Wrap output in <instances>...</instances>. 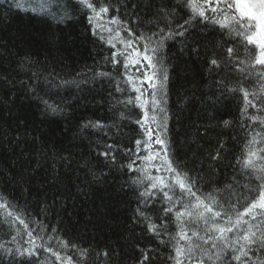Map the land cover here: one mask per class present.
Here are the masks:
<instances>
[{
    "label": "trees",
    "instance_id": "obj_1",
    "mask_svg": "<svg viewBox=\"0 0 264 264\" xmlns=\"http://www.w3.org/2000/svg\"><path fill=\"white\" fill-rule=\"evenodd\" d=\"M31 1L37 9L43 3ZM52 2L45 4L49 11ZM105 2L112 5L109 12L90 24L75 0L61 2L59 8H66L68 15L64 18L58 11V19L39 10V15L32 14L24 0H0V195L23 209L26 218L43 221L48 232L55 228L53 235L87 250L84 257L76 250L67 252L80 264H140L144 254L149 257L144 264H174L168 236L150 232L149 221L137 215L141 208L157 225L168 221L167 232L176 231L172 214L164 216L161 211L164 205L156 201L142 205L139 189L132 183L137 173L128 165L133 160L141 163L133 153L135 141L142 138L143 130L135 122L142 110L118 104L127 93L116 92L113 81L94 73L110 72L121 78V66L105 61L115 51L106 43V29L118 27L109 23L111 17L127 21L139 35L157 31L158 25L166 27L161 8L172 13L176 24L190 19V9L184 0ZM204 7L207 15H213ZM186 28L183 36L167 40L162 50L168 80L166 97H161L166 119L159 133L170 159L197 178L202 193L219 189L220 199L234 200L225 186L247 182L237 160L247 151L252 127L260 130L258 125L249 127L242 114L244 98L239 89L251 92L259 83L245 80L239 65L228 63L227 48L242 51L243 38L237 44L225 28L203 18L197 22L192 17ZM121 33L127 36L123 29ZM214 58L218 67L210 63ZM229 87L237 91H228ZM43 100L62 111L51 113ZM248 113L264 115L252 108ZM97 121L104 127H84ZM105 152L110 156L102 155ZM217 153L219 158L212 159ZM17 227L23 229L18 221ZM14 234L0 225V244L18 247L11 242ZM26 239L17 237L20 244ZM59 250L63 255L65 250ZM43 255L59 264L50 253ZM0 264L32 261L0 250Z\"/></svg>",
    "mask_w": 264,
    "mask_h": 264
},
{
    "label": "snow or ice",
    "instance_id": "obj_2",
    "mask_svg": "<svg viewBox=\"0 0 264 264\" xmlns=\"http://www.w3.org/2000/svg\"><path fill=\"white\" fill-rule=\"evenodd\" d=\"M46 3L47 0H43L38 9L32 10L42 11L54 19L60 18L58 11H63L64 18L67 17L66 8L58 7L59 0L51 11L45 8ZM75 4L85 12L90 24L94 20L99 21L112 7L105 0H75ZM204 5L213 15L206 14ZM184 6L190 9V19L176 24L172 13L161 8V18L166 27L158 25L157 31L147 34L141 32L137 35L128 27L127 21L120 20L118 16L111 17L109 23L118 27L106 29L109 33L106 43L115 51L105 57V61L114 67L121 66V78L117 79L110 72L94 73V76L108 77L113 81L116 92L127 93L125 99L117 100L118 104H123L125 108L132 105L142 110V116L135 121L143 130L142 138L135 141L136 151L133 153L141 163L136 165L133 160L128 165L129 170L137 173L132 183L139 189L142 205L152 201L164 205L161 211L164 216L172 214L170 220L176 224V231L167 232L168 221L157 225L145 216L141 208H137V215L149 221L147 226L150 232L160 236L163 231L168 236L167 243L171 244L173 250L169 258L174 264H264V115L248 113L249 108L264 111V0H203V4L201 0H184ZM216 14L220 18H215ZM192 17L197 22L201 18L213 20L237 38V44L240 43L239 38H243L246 43L242 45V51L240 48H227L228 63H237V70L245 80L252 79L259 83V88L251 92L243 87L239 89L244 98L242 114L248 117L249 127L258 125L260 130L252 127L248 133L251 138L245 145L247 151L237 160L247 182L240 185L239 181H235L225 186L224 190L230 191L234 200L220 199L217 194L219 189L202 193L197 186V178L170 159L166 141L159 133V129L164 127L162 121L166 119L161 97H166L168 80L162 50L167 40L185 34ZM121 29L127 33L126 37L122 36ZM118 45L121 47L118 48ZM242 53L243 59L240 58ZM210 63L214 67L219 66L215 58ZM218 86L223 88L224 82H218ZM227 90L237 91V88L229 87ZM131 93L136 95L132 96ZM42 102L46 110L53 114L62 111L58 105L47 100ZM158 114L165 115L158 118ZM125 115L121 112V118H125ZM224 123L227 125L229 122ZM89 126L104 127L99 121L89 122L84 127ZM141 152L144 154L141 155ZM102 155L109 157L110 153ZM218 158L219 153L212 157L214 160ZM111 159L114 161L115 156H111ZM153 170L164 175L154 174ZM237 187H242L244 191H237ZM17 221L23 226L22 230L17 227ZM0 225H6L10 232L15 233L11 242L18 245L13 249L0 244V250L28 257L32 264H54L44 253H50L59 264H80L79 260L67 254L68 251L76 250L80 257L87 255V250L78 249L77 245L53 235L57 232L55 228L48 232L43 221L26 218L24 210L3 195H0ZM24 236L27 237L24 240L27 247L17 240V237ZM161 243L165 241L161 240ZM59 249L65 250L63 255ZM148 259V255L144 254L140 264Z\"/></svg>",
    "mask_w": 264,
    "mask_h": 264
},
{
    "label": "bare ground",
    "instance_id": "obj_3",
    "mask_svg": "<svg viewBox=\"0 0 264 264\" xmlns=\"http://www.w3.org/2000/svg\"><path fill=\"white\" fill-rule=\"evenodd\" d=\"M4 1H8V2H10L11 0H4ZM24 1H27L28 3H29V6H28V9H33V7H34V5L36 4L35 2H33V1H31V0H24ZM67 2V4L70 2V0H59V4H58V7L60 6V4H61V2ZM14 2V1H13ZM56 4H57V0H53V2H52V5L53 6H56ZM52 6V7H53ZM32 14H36V15H39V13L36 11V12H34V13H32ZM97 29V28H96ZM104 29V28H103ZM98 30V29H97ZM157 148H159V147H157Z\"/></svg>",
    "mask_w": 264,
    "mask_h": 264
}]
</instances>
